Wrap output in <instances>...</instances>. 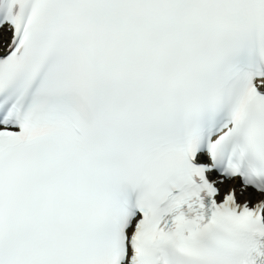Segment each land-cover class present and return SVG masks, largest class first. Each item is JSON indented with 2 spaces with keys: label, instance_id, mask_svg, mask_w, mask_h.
Masks as SVG:
<instances>
[{
  "label": "snow or ice",
  "instance_id": "snow-or-ice-1",
  "mask_svg": "<svg viewBox=\"0 0 264 264\" xmlns=\"http://www.w3.org/2000/svg\"><path fill=\"white\" fill-rule=\"evenodd\" d=\"M0 264H264V0H0Z\"/></svg>",
  "mask_w": 264,
  "mask_h": 264
}]
</instances>
